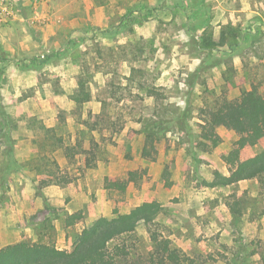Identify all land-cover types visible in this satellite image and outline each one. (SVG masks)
Returning a JSON list of instances; mask_svg holds the SVG:
<instances>
[{"label":"rangeland","instance_id":"374dc122","mask_svg":"<svg viewBox=\"0 0 264 264\" xmlns=\"http://www.w3.org/2000/svg\"><path fill=\"white\" fill-rule=\"evenodd\" d=\"M251 87L264 96V0H0V249L71 251L98 218L154 202L186 264H263L264 180L218 183L264 141H213L199 117ZM122 240L119 264H145L146 225Z\"/></svg>","mask_w":264,"mask_h":264},{"label":"trees","instance_id":"16d2710c","mask_svg":"<svg viewBox=\"0 0 264 264\" xmlns=\"http://www.w3.org/2000/svg\"><path fill=\"white\" fill-rule=\"evenodd\" d=\"M130 24L140 20L133 12L123 17ZM111 30H105V33ZM69 43H73L70 41ZM235 47H232L234 50ZM61 51H51L42 57L29 60L26 67H43L61 58ZM83 88V86H82ZM85 100L88 96L83 90ZM82 94H75L72 99L82 102ZM221 100V101H220ZM216 107L202 108L201 135L213 141L220 138L216 132L223 127L235 132L251 147L257 146L264 139V96L255 87L243 90L234 100L220 99ZM229 175L219 180V185L230 186L242 181L264 180V150L258 151L252 158L240 161L238 151L230 156ZM232 222L237 224L242 218L241 202L233 196L226 203ZM158 203L146 202L135 207L129 213L112 219L98 218L90 227L85 228L74 243L71 251H59L50 244L17 243L0 249V264H119L130 252L122 240L123 237L135 232L140 223L147 227L152 243V250L145 264H186L189 258L171 245L170 239L163 236L155 224L160 213ZM264 264V255L261 258Z\"/></svg>","mask_w":264,"mask_h":264},{"label":"crops","instance_id":"0c3cea01","mask_svg":"<svg viewBox=\"0 0 264 264\" xmlns=\"http://www.w3.org/2000/svg\"><path fill=\"white\" fill-rule=\"evenodd\" d=\"M260 93H262V90H259ZM261 141H264V139H262Z\"/></svg>","mask_w":264,"mask_h":264}]
</instances>
